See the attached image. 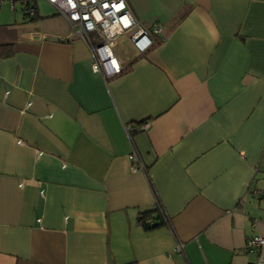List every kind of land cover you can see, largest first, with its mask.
Instances as JSON below:
<instances>
[{
    "label": "crops",
    "instance_id": "0c3cea01",
    "mask_svg": "<svg viewBox=\"0 0 264 264\" xmlns=\"http://www.w3.org/2000/svg\"><path fill=\"white\" fill-rule=\"evenodd\" d=\"M33 1H0V264H264V0H126L161 33L110 77Z\"/></svg>",
    "mask_w": 264,
    "mask_h": 264
},
{
    "label": "built area",
    "instance_id": "2783aa9c",
    "mask_svg": "<svg viewBox=\"0 0 264 264\" xmlns=\"http://www.w3.org/2000/svg\"><path fill=\"white\" fill-rule=\"evenodd\" d=\"M1 1V0H0ZM26 8L27 16L35 13L33 0H21ZM54 10L70 24V36L83 39L89 46L94 72H102L106 77L118 74L121 66L115 47L122 37H128L138 52L145 51L152 43L150 35L161 33L159 24L149 29L142 26L132 13L126 0H45ZM148 121L126 127L128 135L133 132L145 131L149 128ZM133 172L144 170V164L136 152L127 155ZM153 219L145 220L151 223ZM264 238L256 235L249 239L248 246H261Z\"/></svg>",
    "mask_w": 264,
    "mask_h": 264
},
{
    "label": "trees",
    "instance_id": "16d2710c",
    "mask_svg": "<svg viewBox=\"0 0 264 264\" xmlns=\"http://www.w3.org/2000/svg\"><path fill=\"white\" fill-rule=\"evenodd\" d=\"M22 11H23V13H24V15H26L27 16V11H26V8L24 7H22ZM34 15H35V13H34ZM34 15L33 16H29L30 18H33L34 17ZM36 16V15H35ZM4 48H6V50L8 49V47H6V46H3ZM3 47H0L1 49H3ZM154 219H153V221L151 222V223H147V222H145L143 219H144V216L143 215H141V217H140V221L141 222H143V224H144V226L145 227H148V228H150V227H155V226H157V225H160L162 222H163V220H164V218H161V216H155V217H153Z\"/></svg>",
    "mask_w": 264,
    "mask_h": 264
},
{
    "label": "rangeland",
    "instance_id": "374dc122",
    "mask_svg": "<svg viewBox=\"0 0 264 264\" xmlns=\"http://www.w3.org/2000/svg\"><path fill=\"white\" fill-rule=\"evenodd\" d=\"M38 7H39V12L40 13H46L48 15L53 14V8L46 3L44 0H38L37 1Z\"/></svg>",
    "mask_w": 264,
    "mask_h": 264
}]
</instances>
